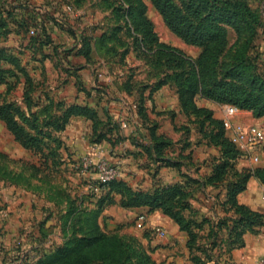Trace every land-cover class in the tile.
<instances>
[{
    "label": "rangeland",
    "instance_id": "obj_1",
    "mask_svg": "<svg viewBox=\"0 0 264 264\" xmlns=\"http://www.w3.org/2000/svg\"><path fill=\"white\" fill-rule=\"evenodd\" d=\"M172 1L182 13L188 15L197 10L201 15L218 21L225 30L226 44L219 55L216 69L218 77L221 78L230 69L234 70L240 74L241 82L264 95V0ZM225 1L236 2V5L244 2L255 20L247 17L243 8L238 14ZM14 2L25 4L27 8L16 10L8 25L0 27V47L11 49L19 59L14 64L0 62L1 69H10V74H5V79L0 82V102L12 103L30 122H35L42 132L47 133L42 138V151L48 153L47 167L44 169L40 165L43 156L37 151L23 148L0 119V150L9 157L0 156V182L5 187L14 186L34 197L45 199V202L37 199L30 206L35 219L31 230L36 233L32 234L27 245L29 250H38L37 261L43 255L64 246L72 236L81 237L91 233L95 225L106 233L129 235L124 231V224L107 221L104 210L108 206L99 205L108 187H104V191L99 194L87 187L90 178L80 168V161L86 155L82 152L87 144L96 140L100 141L98 144L103 143L107 156L118 169L119 159H115L127 158L124 166L129 171L119 175V169L116 181L132 190L146 192L166 185L161 184L160 179L170 176V171L175 179L171 184L182 183L184 172L195 168L204 169L208 161L218 155V148L204 145L201 133L197 131L198 126L193 125L191 118H186V121L179 118L178 123L183 124L175 128V135L173 133L170 138L163 134L171 142L164 145L161 155L155 152L153 145L156 142L149 136L151 124L156 123L158 128L156 120L148 118L143 125L138 124L141 128L136 130L134 121L135 116L138 117L141 89L145 88V91L164 79L175 91L173 76L178 74L182 78L185 76L183 73L190 68L182 59L173 58L164 51L156 52L158 44L180 49L192 59L197 58L201 51V47L185 43L169 30L150 0ZM225 9L234 13L232 17ZM139 12L151 23L153 36L145 35L142 25H135ZM42 25L53 41L52 47L39 42L44 35L37 27ZM26 72L33 83L27 90L29 93L24 92L28 87V78L24 77ZM147 100H144V105H148V113L154 112V107L151 109L150 106H153L152 100ZM74 104L88 106L96 111L95 127L90 119L72 114L68 115V121L62 129L43 125L58 118L62 121L66 109ZM248 112H239L234 118L245 122L249 120L251 122L248 123L258 124L264 130V116L257 117L251 111ZM221 114L223 117V111ZM193 118L195 121L202 119L201 116ZM161 129L166 131L165 123ZM29 132L34 133L32 130ZM163 156L169 157L173 165L159 162V157ZM242 159L238 157L235 161L236 169L242 172L264 167ZM31 165L38 168L27 171L32 173L29 178L26 173L24 176L19 172L23 166ZM40 167H43L42 172L39 171ZM27 179L28 185L23 182ZM248 185L255 210L264 211V203L260 200L263 192L261 186L264 185L254 176L247 180L246 188ZM199 192L196 191L191 200L198 221L200 215H204L202 206L198 205L199 197L202 196ZM113 197L119 200L118 194L114 193ZM157 211L177 225L161 210ZM124 214L121 212L116 216L124 221ZM201 224L203 231L200 235H204L207 226ZM154 227L145 228L138 238L149 253L165 240L153 233ZM194 244L196 247H205V239L201 236ZM196 253L201 255L200 252Z\"/></svg>",
    "mask_w": 264,
    "mask_h": 264
},
{
    "label": "trees",
    "instance_id": "obj_2",
    "mask_svg": "<svg viewBox=\"0 0 264 264\" xmlns=\"http://www.w3.org/2000/svg\"><path fill=\"white\" fill-rule=\"evenodd\" d=\"M150 1L171 32L185 43L201 47V51L195 59L187 56L180 49L168 47L161 43L158 44L155 51H164L171 57L182 59L188 63L190 68L183 73L185 76L183 74L182 78L178 74L173 76L176 87L175 93L182 113L187 119L191 118L194 126H198L197 131L199 134L201 133V138L206 145L218 148V155L211 158V171L202 178H193L184 173L182 183H169L159 186L153 191L132 190L124 183L116 181L115 178L102 186V189L108 187V191L99 200V205L118 204L126 209L147 207L149 212L161 210L163 214L174 220L180 231L186 233L185 245L189 252V259L193 264H222L220 259L222 253H229L233 248L242 246L243 235L246 232L257 234L264 227V212L239 203L237 198L238 194L245 190L247 180L251 176H254L264 185V167H256L246 172L236 169L235 161L240 157V153L229 140L224 121L215 118L211 109L198 106L196 98L201 97L221 105L231 104L239 110L251 111L254 116L260 117L264 116V95L241 82L240 74L234 70L230 69L221 78L218 77L216 69L219 55L226 44L225 30L218 21L209 16L201 15L197 10L188 15L182 13L172 0ZM5 2V0H0V27L8 25L9 19L16 10L27 8V5L21 3L4 6ZM225 3L235 9L238 14L240 8H243L245 15L255 20L251 10L244 2H240L238 5L232 1H225ZM225 10L232 17L234 13L228 9ZM135 25H142L144 34L153 36L151 23L141 12H139ZM38 28L37 30L44 35L43 39L39 41L40 44L52 47L53 41L44 25ZM0 62L14 64L19 62V59L11 49L0 47ZM7 73L10 74V69L0 68V82L5 79ZM24 77L28 78V87L24 92L29 93L27 90L33 83L27 72ZM162 84H168V82L164 79L159 80L154 83V86L150 87V90H157ZM144 89H141L142 95L138 98L137 105V115L142 121L141 125L148 121L143 98ZM70 114L90 119L93 127H95L96 111L80 104L69 106L62 116V121L58 118L57 121H48L43 125H51L54 129H62ZM196 116H201L202 119L195 121L193 117ZM17 118H20V120ZM0 119L4 121L7 130L23 148L37 151L40 156H43L44 159L40 160V165L44 166L45 169L48 153L44 154L42 151L44 145L42 138L47 133L42 132L35 122H30L25 114L20 112L12 103L0 102ZM141 125H137L136 130H140ZM149 128V136L153 142H156L153 145L154 150L158 155H161L164 145L170 144L171 141L163 134L156 133V123L151 124ZM30 130L34 133H30ZM99 142L98 140L92 141V143ZM0 156L9 159L1 150ZM158 161L167 166H172L174 163L166 156L159 157ZM31 168L37 170L38 167L23 166L22 171L19 172L23 173L24 176L26 173L27 178H29L32 173H27V171ZM41 168L43 167H40V172H42ZM23 182L26 185L29 184L28 179ZM207 186L225 189V197L220 202L224 214L216 219L200 215V221H198L197 211L193 210L191 200L196 191H201ZM114 193L119 195L118 201L113 197ZM201 223H205L207 226V232L204 235H200L203 231ZM201 236L205 239V247H200V245L196 247L194 242ZM195 251L200 252L201 255ZM125 263L162 264L152 259L150 253L144 249L137 237L118 235L116 232L106 233L95 225L91 233L84 234L81 237L72 236L64 246L59 247L52 253L43 255L33 264Z\"/></svg>",
    "mask_w": 264,
    "mask_h": 264
},
{
    "label": "crops",
    "instance_id": "obj_3",
    "mask_svg": "<svg viewBox=\"0 0 264 264\" xmlns=\"http://www.w3.org/2000/svg\"><path fill=\"white\" fill-rule=\"evenodd\" d=\"M5 1L4 6L15 4V0ZM143 96H145L144 100L148 99L147 101L150 102L152 100L153 102V106H150L151 109L154 107V112L148 113L147 111V115L151 121L156 120L158 123V128L156 130L157 134H165L169 138L173 133L175 135V128L179 127L180 124H183V122L178 123L179 118H184V121L187 120V117L181 111L175 91L170 88L168 84H166L154 91H151L149 87L143 92ZM125 104L126 103H124V105ZM196 104L198 106L211 109L215 118L224 121V114L223 117L221 114L223 111V105L201 97L196 98ZM146 106L148 107V105H145V107ZM220 108H222V111H219ZM241 112L246 114L249 113L244 110H241ZM135 117L136 119L134 122L136 125L142 123L139 117ZM161 119H164L163 123H165L166 131L161 129V125H163ZM248 122L251 121L248 120ZM204 145L207 146L206 144ZM82 153L108 157L103 143L87 144L84 148V152ZM108 158L110 159V157ZM111 159L114 160V158ZM195 159L196 157L193 158V160ZM115 160H118L117 162L120 164L119 175L123 173L125 175V172L123 171H129V168L124 166L127 158L122 157L116 158ZM242 160L249 162L246 158H243ZM259 164L264 166V149L262 151ZM210 171L211 163L208 161L204 169L195 168L184 173L193 178H202L203 176L209 174ZM86 176L89 178L88 175ZM173 180L175 181V179L172 178V171H170V176L161 177L160 183L169 184L172 183ZM261 188L264 190V186H261ZM249 190L248 185L244 191L238 194V202L255 210L256 207L253 205L252 192ZM199 193L202 196L199 197L201 205H198L203 207H201V209L204 211V216L216 219L224 214L221 209L220 202L225 197V189H216L207 186ZM37 199L41 202H45L44 198L34 197L24 189L8 185L5 187L3 186V183L0 182V264H27L37 259L38 250H29V246L27 245L30 238H32V234L36 233L31 230L33 229L31 224L32 222H35V219L33 218V215H31L30 206L32 205V202L36 203ZM256 210L264 212L260 209ZM121 212L125 213L123 216V218H125L124 221L121 217L116 216ZM104 215L107 217V221L109 222L118 223L119 225L124 224V231L139 239L141 237V231L145 228L150 226H161L166 232V235L162 237L165 238V240L161 243L162 245L160 247H156L150 252L152 259L157 263L162 264H193L189 259V252L185 246L187 239L186 233L179 231L177 225H175L167 217L162 216L159 211L155 210L153 212H149L147 207L123 209L117 205H111L104 210ZM262 256H264V227L261 228L257 234L246 232L243 235V245L233 248L229 253H222L220 259L222 264H255Z\"/></svg>",
    "mask_w": 264,
    "mask_h": 264
},
{
    "label": "built area",
    "instance_id": "obj_4",
    "mask_svg": "<svg viewBox=\"0 0 264 264\" xmlns=\"http://www.w3.org/2000/svg\"><path fill=\"white\" fill-rule=\"evenodd\" d=\"M239 112L241 110L234 105H223L227 136L239 151L241 158H246L252 164H257L260 162L264 149V130L258 124L235 119V115ZM122 126L126 127V124L122 123ZM80 166L81 172L90 178L89 190L96 194L101 192L102 186L117 178L119 172L118 166L103 155L86 154L82 157ZM260 200L264 202V190L260 194ZM153 233L161 238L166 235L161 226H155ZM255 264H264V256L260 257Z\"/></svg>",
    "mask_w": 264,
    "mask_h": 264
}]
</instances>
